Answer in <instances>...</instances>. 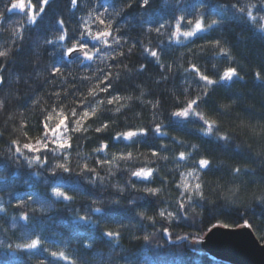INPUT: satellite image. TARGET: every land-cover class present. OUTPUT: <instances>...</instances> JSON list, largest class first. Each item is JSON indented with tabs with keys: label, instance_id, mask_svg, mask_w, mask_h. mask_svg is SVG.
I'll return each instance as SVG.
<instances>
[{
	"label": "trees",
	"instance_id": "trees-1",
	"mask_svg": "<svg viewBox=\"0 0 264 264\" xmlns=\"http://www.w3.org/2000/svg\"><path fill=\"white\" fill-rule=\"evenodd\" d=\"M79 2L80 8L75 2L70 6V0H51L47 5L46 0H0V51L9 52L0 58V100L4 102L0 113V202L6 209L0 214V264H68L50 257L49 252L56 250L68 251L77 264H229L198 246L211 229L219 226H249L264 242V200L249 198L254 189L264 188V139L250 140L251 148L244 144L247 126L264 125V33L258 31L264 21L257 20L254 26L247 19L253 0H169L167 7L163 0H152L148 9L140 8L136 0L120 16L110 17L116 31L111 39L103 40L85 32L81 18H86L88 8L107 6L113 0ZM126 2L116 0V6ZM254 3L257 15H264V0ZM177 11L189 16L201 12L210 19L219 18L220 23L183 47L168 44L166 34L149 36L148 28L173 19ZM241 11L245 14L240 15ZM57 18L63 19V32L55 28ZM90 23L95 24L93 33L101 32L99 24ZM59 35L66 36L68 43L46 44V38L55 40ZM213 41L229 49V54L220 55ZM81 42L87 51L70 60L67 49L80 48ZM149 43L163 53L162 70L145 54ZM192 63L217 83L208 86L196 73L185 72L184 68ZM143 64L148 67L137 71ZM226 67H235L239 76L220 80L219 74ZM54 68H60V74L53 76ZM255 72L261 73L260 79ZM137 84L145 85L153 97L160 99L157 116L165 121L163 129L168 134L151 131L149 122L159 121L157 116L153 118L150 107L137 105L116 117L105 113L102 122L115 119L116 123L107 133L97 135L89 130L79 137L83 156L76 155L75 159L90 160L94 167L96 160L110 159V154L106 157L90 153L101 140L115 154L155 150L167 159L154 158L150 164L137 160L129 166L154 169L152 180L134 179L132 183L158 187L159 195L132 190L124 171L125 161L112 169L97 167L105 179L100 182L94 177V184H88L74 174L49 175L53 162L59 159L53 152L45 153L49 162L43 168H29L9 156V141L17 135L13 129L22 115L27 119L29 134L43 137L48 131L43 127L47 108L59 105L68 111L69 119L72 113L80 112L72 120L71 133L65 132L73 135L82 116L80 106H84L82 111H88L95 103L91 97L108 100L135 89ZM106 87L110 91L105 92ZM85 93L89 96L87 102L82 98ZM34 98H39L35 106ZM186 98H199L197 108L217 119L220 126L216 131L227 134L229 139L201 135L203 125L198 119L182 121L171 117L169 111L181 107L180 101ZM225 104L231 107L223 110L221 106ZM102 122L89 121L87 126ZM141 125L149 129L147 136L131 143L113 138ZM192 143L199 145L195 157L203 155L212 160V166L197 173L202 194L185 193L177 187L185 169L175 160V153L181 149L191 151ZM234 167L240 168L239 174L233 172ZM116 184L125 189L123 194L113 187ZM53 187L67 191L73 201L55 203L50 196ZM232 188L240 191L233 195L229 191ZM116 200L119 203L113 202ZM40 204L48 206V211L42 212ZM94 207L101 211L94 212ZM141 211L145 213L143 217L137 214ZM22 214L30 216V222L19 219ZM80 215L88 216L89 222L76 218ZM111 230H119L118 241L103 235ZM38 238L41 243L37 249L17 248V244ZM85 240L92 242L91 251L82 247Z\"/></svg>",
	"mask_w": 264,
	"mask_h": 264
},
{
	"label": "snow or ice",
	"instance_id": "snow-or-ice-1",
	"mask_svg": "<svg viewBox=\"0 0 264 264\" xmlns=\"http://www.w3.org/2000/svg\"><path fill=\"white\" fill-rule=\"evenodd\" d=\"M75 2L76 7H82L79 0H70L71 4ZM136 0H127L126 3L117 7L116 0L107 6H98L96 8H88L87 9V16L86 18H81V22L85 25L84 31L89 32L90 35L94 39H101L103 40L104 37H108L111 39L112 34L116 31L114 21L110 20L111 16H120L123 11H126L128 8H131L133 3ZM51 3V0H46V5ZM99 3V0H98ZM152 4V0H139V7L142 9H148ZM169 5V0H163V6L167 7ZM239 8V6H237ZM257 5L254 3L249 4V11L247 12V19L250 23L254 26L257 20L264 21V15L258 16L255 9ZM240 15H244L245 13L241 11ZM91 21H95L96 24L100 25L101 32L93 33L91 30L95 27V24H91ZM30 23H34V21H30ZM220 23L219 18H209L208 16L202 14L201 12H196L193 16H189L186 12H179L177 11L174 13L173 19L161 20L156 25L147 29L149 36L151 34H155L156 36H161L166 34V42L168 44H172L175 46H181L188 44L191 40H193L196 36H198L201 32L208 31L214 26H217ZM63 19L57 18L55 28L59 32H63ZM258 31L264 33V23H261L258 27ZM150 40V39H149ZM64 42V44L68 43V39L64 35H59L57 39L46 38V44L49 46H55L59 42ZM212 46L219 49L220 55L229 54L230 50L221 47L219 41L211 42ZM149 45H151L149 43ZM134 46V45H133ZM156 49V50H153ZM77 51H87V46H84L81 42L80 48H69L66 51V55L69 57L75 54ZM5 52L0 51V57L5 56ZM145 54L150 57V59L157 64L158 67L163 69L164 62H163V53L160 50V47H153L145 46ZM86 59H93L92 56H86ZM147 64L140 65L137 71L142 72L145 68H147ZM185 72H194L197 74L198 78L204 82V84L208 86L215 85L217 83L216 79L209 77L204 72L200 70L198 65L192 63L184 68ZM60 68H54L52 70V75L56 76L60 74ZM257 79L261 78L260 72L254 73ZM239 76L238 70L235 67H226L223 71L219 74L220 80H232ZM166 79V77L164 78ZM159 82V81H158ZM0 83H3L0 80ZM104 84L107 85V80L104 81ZM138 89V91H137ZM110 91V88H105V92ZM95 95V92L92 93ZM178 99V98H177ZM100 104L103 105V100H99ZM39 103V98H34L32 101L33 106ZM200 103V99H192L188 98L183 103L182 106L176 108L172 111V117L187 121L190 119H198L201 121L203 127L200 129L202 135L205 137H212L216 136L217 139L220 140H228L229 137L227 134H217V129L219 128V121L205 112L200 111L197 108V105ZM107 104L109 107L114 108V114L119 116L122 112L130 111L136 108L137 105L150 107L152 110L153 118H155L159 114V109L161 107V101L158 97H153L151 95V90L146 87L145 85L137 84L136 88L114 96L111 99L107 100ZM81 107V120L77 122V127L75 129L77 134H84L85 127L89 121H93L96 119V113L92 110V107H89L88 111H82L84 106ZM223 110H228L231 107V104H225L221 106ZM80 112L72 113V119H69V113L66 109L59 107H49L43 113V127L48 129L43 135L40 136H31L28 132V122L27 119L22 115L18 125L15 129L19 131H14L17 133L9 141V147L7 149L8 154L11 158H14L16 163H20L23 161L25 165L29 168H43L45 165L48 164V158L45 153L49 152H56L59 156V159L55 160L52 164V167L49 169V175L55 176L56 170H60L63 172H70L71 171V149H72V139L70 134H65V132L71 133L72 131V120L75 119L76 115H80ZM136 115L139 117L141 116L140 112H137ZM109 122H104L100 125V127L95 129L97 135L102 134L107 130L109 127ZM151 131L156 132L160 135H167L168 133L159 125L156 124L151 128ZM149 134V129L144 128L142 125L137 126L136 130H123L120 133L116 134L113 138L114 139H123L129 143L133 142L134 140L138 139L140 136H147ZM51 137V139H49ZM180 142V141H178ZM166 147L167 145H162ZM199 149V145L197 143H192L191 151L186 149H181L177 153H175V160L177 163L185 169L182 173V178L180 184L177 186L178 188L182 189L185 193L189 192H200L202 194L203 185L200 182V176L197 173H201L206 170L208 167L212 166V160L206 156L201 155L200 157H195L196 151ZM111 151L110 146L107 142H102L97 145V151L95 152L97 156L103 153L106 157ZM3 155V153H0ZM83 156V154L81 155ZM90 156V154H89ZM151 156L153 158H160L161 153L153 150L151 151ZM133 159L132 152L120 153V154H113L111 155L110 159L107 160H96L95 163L99 168H108L112 169L117 166L118 162L124 161H131ZM167 159V158H166ZM88 160H80V167L84 171H88L89 165ZM194 161V164L189 162ZM96 167V168H97ZM2 171V170H0ZM239 167H234L233 172L236 174L240 173ZM133 176L137 179H143L145 181H150L154 178L155 170L149 167H134ZM3 179V177H0ZM100 182H103L104 176L99 175L96 176ZM192 181H195L193 184ZM114 187L118 191H122L123 189L120 187L119 184L114 185ZM160 188L158 187H145V194L156 196L160 193ZM50 196L55 203H71L74 199L72 195L67 194V191L61 190L60 188L53 187L50 189ZM114 203H119L118 200L114 201ZM40 210L42 212L48 211V206L44 204H40ZM94 212H100L101 209L99 207L93 208ZM6 212L3 203L0 202V214ZM140 217H143L145 213L143 211L137 213ZM164 215L163 212L160 213ZM77 219L89 222V217L86 215H80L76 217ZM19 219L24 221L30 222L31 217L25 214H22ZM104 236H107L110 239H115L118 241L120 232L119 230L115 231H106L103 233ZM147 240L148 237H145ZM31 242L24 241L20 244H17L18 249H37L38 245L41 243V239H31ZM82 247L91 251L92 249V242L85 240L82 242ZM50 257L54 260H58L60 262H68V264H77L75 257H71L68 251H50Z\"/></svg>",
	"mask_w": 264,
	"mask_h": 264
},
{
	"label": "clouds",
	"instance_id": "clouds-1",
	"mask_svg": "<svg viewBox=\"0 0 264 264\" xmlns=\"http://www.w3.org/2000/svg\"><path fill=\"white\" fill-rule=\"evenodd\" d=\"M9 51H11V50H9ZM5 53L6 54L4 57H7L9 55V52H5ZM4 57H0V58H4ZM82 98L84 99L85 102H87L89 100V96L87 95V93H85ZM58 99H59V97L57 96V100ZM91 99L95 101L94 105L92 106V110L97 114L96 119L93 120L94 122L95 121H101L102 122L101 118L105 113H109L113 117H116V115L114 114V108L108 106L106 98L103 100V105H101L100 101L96 100L95 97H91ZM183 102L184 101H180V103H183ZM3 109H4V102H3V100H0V113L3 112ZM172 111L173 110H170L168 113L171 117H172ZM156 120L159 121L158 124L163 128L165 121L160 119L159 116H157ZM102 123H104V122H102ZM115 123H116L115 119L110 121L109 127L102 134L107 133L109 131V129L112 127V125ZM156 124H157L156 121L149 122V126L151 128ZM98 127H100V124H96L95 127H93V125L89 124L85 128V133H87L89 130H91L92 132H95V129ZM13 131H19V130L14 128ZM246 131H247V135H244V144L246 147H249V148L252 147V144L249 143L250 140L264 139V125H249V126H247ZM217 134H220V132H217ZM241 134L243 135V131ZM201 135H202V132H201ZM81 136H84V134H77L75 129L73 130V135L71 136L72 145H73L72 149H71V171L70 172H63L60 170H56V174L57 173L74 174V175L80 177L85 183L94 184V182H95L94 177L100 175L99 169L94 167L92 165L91 161L88 160L87 161L88 165H89L88 171H84L82 169V167H80V161L75 159L76 155H82L83 154V151H82L83 143L79 139V137H81ZM174 139L180 141V143H182V144L187 143V141H185L181 137H174ZM102 142H105V141L101 140L100 143H102ZM96 151H97V146L90 149V153H95ZM132 153H133V159L131 161H125L126 163L124 165V171L127 172L128 185L130 186V188L132 190L145 193V187H138L137 185L132 183V180L137 179V178H135L132 174L134 167H131L129 165L134 164L137 160H139L142 163L150 164L153 162L154 158L151 156V152H149V151L139 152V149H137L136 151H133ZM137 153H139V155H137ZM53 154L58 155L56 152H53ZM109 154L113 155L115 153L110 152ZM160 158L166 159L167 157L165 156V157H160ZM73 163L76 165L75 167L72 166ZM90 174H91V176H90ZM111 174L114 176L116 173H115V171H113ZM104 179H105V177H104ZM113 187H114V185H113ZM121 188L123 190L120 192H121V194H123L125 189L123 187H121ZM229 191L231 192V194L235 195L237 192L240 191V189L239 188H232V189H229ZM221 194L227 195L228 193H221ZM253 197L257 201L264 200V188L254 189L249 194V198H253Z\"/></svg>",
	"mask_w": 264,
	"mask_h": 264
},
{
	"label": "water",
	"instance_id": "water-1",
	"mask_svg": "<svg viewBox=\"0 0 264 264\" xmlns=\"http://www.w3.org/2000/svg\"><path fill=\"white\" fill-rule=\"evenodd\" d=\"M85 51H77L68 58L75 60ZM213 258L229 264H264V242L249 226L239 228L215 227L198 245Z\"/></svg>",
	"mask_w": 264,
	"mask_h": 264
},
{
	"label": "rangeland",
	"instance_id": "rangeland-1",
	"mask_svg": "<svg viewBox=\"0 0 264 264\" xmlns=\"http://www.w3.org/2000/svg\"><path fill=\"white\" fill-rule=\"evenodd\" d=\"M18 8L22 10V8L18 5Z\"/></svg>",
	"mask_w": 264,
	"mask_h": 264
}]
</instances>
